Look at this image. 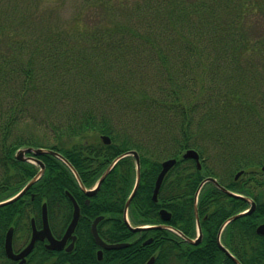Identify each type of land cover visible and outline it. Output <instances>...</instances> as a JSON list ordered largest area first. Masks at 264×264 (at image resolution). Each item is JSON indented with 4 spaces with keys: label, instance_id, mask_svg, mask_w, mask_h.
<instances>
[{
    "label": "trees",
    "instance_id": "1",
    "mask_svg": "<svg viewBox=\"0 0 264 264\" xmlns=\"http://www.w3.org/2000/svg\"><path fill=\"white\" fill-rule=\"evenodd\" d=\"M108 2L88 11L104 10L106 20L93 12L89 21L73 23L71 35L37 25L38 3H28V19L21 23L0 21V202L38 171L15 159L19 148L58 152L87 189L113 159L134 150L140 181L127 211L130 225H161L164 209L167 226L194 237V195L205 178L264 197V0H133L122 23L115 19L125 6L105 8ZM35 30L42 33L32 35ZM127 57L139 67L126 71L130 77L123 83ZM105 67L120 69L118 79L104 78ZM188 149L198 153L200 170L193 160H182ZM170 158L176 164L153 202L161 163ZM39 159L43 175L21 198L0 207V264H9L6 231L12 227L14 241L25 243L30 220L41 224L43 203L52 234L63 233L72 211L66 192L81 213L73 250L47 251L38 243L25 264H144L152 256L153 264H219L218 229L247 206L204 184L197 202L203 237L192 246L167 228L129 229L123 210L136 177L132 156L119 160L89 198L62 161L47 154ZM263 215L258 209L231 222L221 241L233 252L241 245L243 252L264 253V237L254 233ZM98 216L104 241L129 243L104 251L102 261L90 233Z\"/></svg>",
    "mask_w": 264,
    "mask_h": 264
},
{
    "label": "water",
    "instance_id": "2",
    "mask_svg": "<svg viewBox=\"0 0 264 264\" xmlns=\"http://www.w3.org/2000/svg\"><path fill=\"white\" fill-rule=\"evenodd\" d=\"M101 140L104 144H109L110 143V139L107 136H101ZM32 154L31 156H27L26 154ZM43 154H49L52 155L54 157H56L57 159H59L60 161H62L64 164H66L71 170L72 167L70 166V164L67 162V160L65 158H63L59 153L54 152L52 150L49 149H42V148H32V147H28V148H21L19 149L16 154H15V159L19 160V161H29L32 163H35L39 166V171L38 173L30 180L26 183V185L13 197H11L10 199L0 202V207L3 205H7L10 204L16 200H18L20 197H22L27 191L28 189L42 176L43 172H44V165L43 163L37 159V156L43 155ZM126 156H133L134 160H135V164H136V179H135V183L133 186V189L128 197V199L126 200L125 206H124V216H125V220H126V211L129 207L130 201L132 200L138 184H139V179H140V161H139V156L137 154L136 151H129L127 153H124L122 155H119L118 157H116L108 166V168L104 171V173L102 174V176L100 177V179L98 180V182L96 183L95 187L92 190H86L82 184L79 182L78 183L80 185V188L82 189V191L86 194V196L91 197L92 195H94L96 193V191L98 190L99 186L101 185L102 181L104 180V178L106 177V175L111 171V169L114 167V165L122 158L126 157ZM182 159H191L195 161L196 167L197 169H201V165H200V161H199V155L196 151L192 150V149H188L186 150L182 156ZM176 160L175 159H168L165 160L161 163V170L156 178L155 181V185H154V190H153V195H152V200L156 201L157 200V194L159 191V188L161 186V183L164 179V176L166 175V173L175 165ZM261 171L264 172V165L261 167ZM242 174V171L238 172L235 176V178H237L238 176H240ZM207 182L213 183L219 190H221L222 192L233 196V197H238L241 198L243 200H245L249 205L250 208L248 211L243 212V213H239L236 214L232 217H230L229 219H227L223 225L220 228V231L218 233V237H217V243L220 247V249L222 251H224L226 254H229L224 248L223 246L220 244L219 242V236H220V232L222 230V228L225 226V224L237 219L240 216H243L245 214H249L253 211V208L255 206L254 202L252 200H250L249 198L237 195L235 193H232L231 191L227 190L226 188L222 187L214 178L212 177H207L206 179H204L196 193H195V213H196V198L198 195V192L200 190V188ZM72 204H73V213H72V219L64 233V235L62 236L61 239H56L52 236L49 226H48V220H47V213H46V205L44 204L42 206V214H41V220H42V227L41 229L37 230L34 226V222L33 220L31 221V238L29 243L18 253V254H14L13 250H12V228H10L5 236V241H4V250H5V254L6 256L13 260H19V262L17 264H23L25 263V258L26 256L32 251L34 243L36 241H44L46 240V249L48 250H61L65 243L67 242V240H71V243L69 245V248H66L67 251L70 250V248L73 246V243L75 241V236L73 235L75 227L77 225V222L79 220L80 217V211H79V207L76 204L75 200L68 195ZM160 216L162 221L166 222L169 220L170 218V214L167 213L164 210L160 211ZM102 220V217H96L90 227V232L91 235L95 241V243L100 247V250L97 252V256L98 259H101L102 256V250H112V249H119V248H123L125 247L127 244L125 243H121V244H107L105 242H103L101 240V238L99 237L98 233H97V224L99 223V221ZM196 220H198L197 218V214H196ZM144 228H131L132 231H140ZM260 229H264V225L259 226L258 231ZM201 239V233L199 230V226H198V238L195 241H191L192 243L196 244L197 242H199ZM150 240L146 241V243H149ZM153 258L149 259L145 264H152L153 263Z\"/></svg>",
    "mask_w": 264,
    "mask_h": 264
},
{
    "label": "rangeland",
    "instance_id": "3",
    "mask_svg": "<svg viewBox=\"0 0 264 264\" xmlns=\"http://www.w3.org/2000/svg\"><path fill=\"white\" fill-rule=\"evenodd\" d=\"M100 0H0V21L4 24L10 25L12 23H21V21H25L28 19V3L30 4H37L41 8V13L36 17L38 23L37 25H41L44 28L48 29H63L64 32H68L71 35L70 29L71 26L75 21L78 19L80 21L86 20L87 17H91L93 12H97V10H92V12L88 13L91 9L93 3H97ZM105 8L109 7L112 8L113 4L120 2L122 5L125 6L122 10H119V15L115 20L118 22L126 21V18L121 17L125 16V9L128 5H130L133 0H110ZM121 8L120 6H118ZM89 8V9H88ZM103 11L97 12V18H104L106 20V14ZM108 17V16H107ZM90 19V18H89ZM21 26V25H20ZM8 27V26H7ZM21 28V27H20ZM32 35L38 36V34L42 32H38L37 30L31 31ZM130 57L125 58L123 62V69L121 73L124 72L123 83L125 82L126 77H130L126 71L131 70H138L139 63L133 59H129ZM109 67H105V71L103 72L104 78L107 77L111 81L118 79L120 76L117 73L120 69H108ZM108 74V75H107ZM103 77V76H102ZM102 79V78H101ZM131 79V78H130ZM88 80H91L88 78ZM129 81V80H127ZM28 239L25 240V243ZM25 243L18 242L17 247H22Z\"/></svg>",
    "mask_w": 264,
    "mask_h": 264
},
{
    "label": "flooded vegetation",
    "instance_id": "4",
    "mask_svg": "<svg viewBox=\"0 0 264 264\" xmlns=\"http://www.w3.org/2000/svg\"><path fill=\"white\" fill-rule=\"evenodd\" d=\"M87 197V196H86ZM67 198H68V200H69V202H70V204H71V207H72V210H73V206H72V202H71V200L69 199V197L67 196ZM88 198V197H87ZM252 199V201L254 202V204H255V206H254V208H253V211L250 213V214H253L256 210H260V211H263L264 212V205H260L259 203H260V201H262V203H264V197L263 198H261L260 200L258 199V198H251ZM88 200H86V202H87ZM46 208H47V206H46ZM47 215H48V210H47ZM194 217H195V214H194ZM71 218H72V211H71V217H70V220H71ZM196 219V218H195ZM263 219H264V215H263ZM70 220H69V222H70ZM80 220V219H79ZM69 222H68V224H69ZM48 223H49V219H48ZM68 224H67V226H68ZM230 224V223H229ZM77 225H78V223H77ZM77 225H76V227H77ZM261 225H264V221H262V222H259L255 227H254V233H255V235L256 236H259V237H264V229H260L259 231H258V228H259V226H261ZM35 226H36V228L37 229H40L41 228V224H40V226H38V225H36V223H35ZM67 226L65 227V229H64V231H63V233L59 236V237H56L57 239H60L62 236H63V234H64V232H65V230H66V228H67ZM76 227H75V230H74V233H73V235L75 236V241H74V243H73V246L70 248V250L69 251H67L66 250V248H69V245H70V243H71V240L69 239V240H67V242L65 243V245H64V247L60 250V251H64V252H70V251H72L73 250V247H74V245H75V242H76V240H77V235H76ZM220 228V227H219ZM226 229V227L223 229V231H222V233L224 232V230ZM219 230V229H218ZM141 232V231H140ZM181 233V232H180ZM200 233H201V239H200V241L199 242H197L196 244H194V243H192L191 241H195V239L198 237V233L196 232V234H195V236L194 237H187V236H183V237H185V239L184 238H182L181 236H179L178 234H176L177 236H179V237H181L185 242H187L189 245H192V246H197V245H199L200 243H201V241H202V230H201V227H200ZM217 234H218V232H217ZM217 234H216V239H217ZM14 238H15V236H14V232H13V242H12V247H13V251L15 252V253H18V252H20L21 250H22V248L27 244V243H29V241H30V238H31V227H30V231L28 232V241L22 246V247H17V243H18V241L16 240V241H14ZM152 241V240H151ZM22 243V242H21ZM38 243H40L41 245H42V247L46 250V247H45V245H46V240H44V241H36L35 242V244H34V246H33V249H32V251L35 249V247H36V245L38 244ZM221 243H222V245L224 246V248L227 250V252L229 253V254H226L224 251H222L220 248H219V246H218V244H217V240H216V245H217V247L219 248V250L221 251V254H220V256L218 257V258H220V262H219V264H264V253H255V252H252V253H248V252H243L242 251V246L241 245H239L238 247L236 246L235 248H236V252H233L231 249H229V248H227L225 245H224V243L221 241ZM143 245H144V242H143ZM246 247H247V245H246ZM31 251V252H32ZM31 254V253H30ZM29 254V255H30ZM29 255H28V257H29ZM102 259H103V257L99 260V261H102ZM154 260H155V257H154ZM154 262V261H153ZM18 263V260L17 261H12V260H9V264H17Z\"/></svg>",
    "mask_w": 264,
    "mask_h": 264
},
{
    "label": "bare ground",
    "instance_id": "5",
    "mask_svg": "<svg viewBox=\"0 0 264 264\" xmlns=\"http://www.w3.org/2000/svg\"><path fill=\"white\" fill-rule=\"evenodd\" d=\"M197 216L199 217V214H198V212H197Z\"/></svg>",
    "mask_w": 264,
    "mask_h": 264
}]
</instances>
